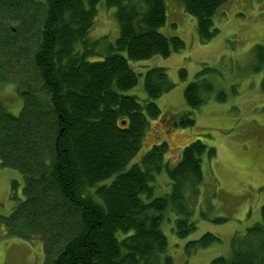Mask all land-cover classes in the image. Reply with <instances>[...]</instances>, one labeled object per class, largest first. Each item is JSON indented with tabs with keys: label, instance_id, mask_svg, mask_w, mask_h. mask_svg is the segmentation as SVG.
Wrapping results in <instances>:
<instances>
[{
	"label": "trees",
	"instance_id": "trees-1",
	"mask_svg": "<svg viewBox=\"0 0 264 264\" xmlns=\"http://www.w3.org/2000/svg\"><path fill=\"white\" fill-rule=\"evenodd\" d=\"M177 1L196 19L200 40L207 43L218 34L215 16L230 0ZM101 2L115 8L120 26L119 38L104 54L97 53L99 40L87 38ZM31 5H40V14ZM166 5L165 0H0V8L12 10L0 16L14 31L7 39L18 34L21 20L44 13L32 66L21 60L11 65L0 47V67L7 58L15 75L32 70L41 95L34 98L33 88L20 92L24 108L15 117L0 105V162L18 170L25 182V198L6 221L17 234L20 229L30 237L34 231L41 238L45 264H174L163 222L173 220L180 240L197 231L191 205L204 181L202 156L211 160L213 148L197 139L171 162L169 144L162 140L134 161L146 132L163 120L157 99L174 85L166 68L154 67L144 75L147 98L127 95L140 76L130 61L168 58L185 49L181 37L160 31ZM214 71L204 66L187 85L189 111L176 128L194 125L195 112L216 92ZM218 94L224 99V91ZM163 172L171 190L158 196L155 180ZM260 215L262 221L232 240L228 256L210 264H264V205ZM219 240L207 232L185 250L192 255Z\"/></svg>",
	"mask_w": 264,
	"mask_h": 264
},
{
	"label": "rangeland",
	"instance_id": "rangeland-1",
	"mask_svg": "<svg viewBox=\"0 0 264 264\" xmlns=\"http://www.w3.org/2000/svg\"><path fill=\"white\" fill-rule=\"evenodd\" d=\"M165 2L167 22L160 31L168 36L181 37L185 49L168 58L153 56L141 62L130 61L131 68L140 76L138 85L127 91V95H136L142 100L147 98L144 75L154 67L166 68L174 85L173 90L157 99L163 120L159 118V123L153 124L146 132L144 146L134 161L139 160L151 145L162 140L169 144L167 159L171 162L181 156L183 149L194 140L200 139L207 149L213 148L215 153L211 160L208 154L202 156L204 181L197 195L199 198H194L191 205L197 231L189 238L180 240L173 230V220L172 223L164 221L162 224L169 241L167 252L174 264H210L217 257L231 253V242L237 234L244 235L249 227L262 221L264 0H230L220 7L213 20V28L218 29V34L207 43L200 40L196 19L185 12L180 1ZM30 8L38 14L42 11L40 5H31ZM10 13L11 9L0 8L1 17ZM114 13L115 8L107 7L104 2L99 4L93 29L87 35L90 41L99 40L98 54L106 53L119 38L120 26ZM33 15L21 20V27L15 30L18 34L11 39L6 37L14 31L0 17V47H5L11 65L21 60L32 66L30 58L37 52L36 33L44 13ZM12 26L18 27L16 24ZM6 60V65L0 67V105L15 117L24 108L20 92L33 88L34 98L41 97L39 91L35 90L40 84L31 80L35 76L31 69H28L30 73L13 74ZM204 66L215 70L210 79L216 92L209 96L208 103L195 112L193 126L184 128L178 124L176 128L174 125L178 123L180 115L189 111L184 98L186 87ZM182 70L186 71H183L186 79L181 77ZM220 91H224V99L217 97ZM13 182L16 183L15 188ZM170 184L165 172L159 174L155 180L157 195L169 193ZM24 190L23 175L0 162V264H45V247L41 238L33 234L34 231L29 233L30 237L23 236L20 229L17 234L15 231L18 229L14 228L13 223L6 221L24 200ZM170 217L174 219V214L171 213ZM21 221L16 223L18 228L23 227ZM207 232L220 240L188 255L186 244Z\"/></svg>",
	"mask_w": 264,
	"mask_h": 264
},
{
	"label": "water",
	"instance_id": "water-1",
	"mask_svg": "<svg viewBox=\"0 0 264 264\" xmlns=\"http://www.w3.org/2000/svg\"><path fill=\"white\" fill-rule=\"evenodd\" d=\"M125 124V123H124Z\"/></svg>",
	"mask_w": 264,
	"mask_h": 264
}]
</instances>
